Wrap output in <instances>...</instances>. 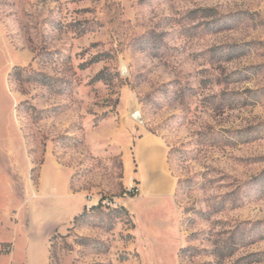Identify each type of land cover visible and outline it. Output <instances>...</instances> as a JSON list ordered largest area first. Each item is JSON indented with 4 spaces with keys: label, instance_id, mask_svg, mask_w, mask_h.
Returning a JSON list of instances; mask_svg holds the SVG:
<instances>
[{
    "label": "rangeland",
    "instance_id": "obj_1",
    "mask_svg": "<svg viewBox=\"0 0 264 264\" xmlns=\"http://www.w3.org/2000/svg\"><path fill=\"white\" fill-rule=\"evenodd\" d=\"M0 264H264V0H0Z\"/></svg>",
    "mask_w": 264,
    "mask_h": 264
},
{
    "label": "crops",
    "instance_id": "obj_2",
    "mask_svg": "<svg viewBox=\"0 0 264 264\" xmlns=\"http://www.w3.org/2000/svg\"><path fill=\"white\" fill-rule=\"evenodd\" d=\"M139 145L146 149V151H148L149 153H153V151L156 149V151H162L163 157L165 155V147L163 141L154 135L147 134L140 137L136 142V147ZM160 184H163V182L159 184L157 182L156 188L163 189L161 188Z\"/></svg>",
    "mask_w": 264,
    "mask_h": 264
},
{
    "label": "trees",
    "instance_id": "obj_3",
    "mask_svg": "<svg viewBox=\"0 0 264 264\" xmlns=\"http://www.w3.org/2000/svg\"><path fill=\"white\" fill-rule=\"evenodd\" d=\"M92 62H97V59H94ZM95 79L97 81H102V82H105V78H104V73L103 72H100L96 77ZM132 197V196H131Z\"/></svg>",
    "mask_w": 264,
    "mask_h": 264
},
{
    "label": "built area",
    "instance_id": "obj_4",
    "mask_svg": "<svg viewBox=\"0 0 264 264\" xmlns=\"http://www.w3.org/2000/svg\"><path fill=\"white\" fill-rule=\"evenodd\" d=\"M100 203H102V201H100ZM88 208H91L90 206Z\"/></svg>",
    "mask_w": 264,
    "mask_h": 264
}]
</instances>
